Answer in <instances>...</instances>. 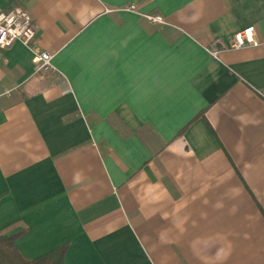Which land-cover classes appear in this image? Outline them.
Segmentation results:
<instances>
[{"label":"crops","instance_id":"crops-1","mask_svg":"<svg viewBox=\"0 0 264 264\" xmlns=\"http://www.w3.org/2000/svg\"><path fill=\"white\" fill-rule=\"evenodd\" d=\"M16 6L53 69L0 51V235L64 264H264V0Z\"/></svg>","mask_w":264,"mask_h":264},{"label":"built area","instance_id":"built-area-1","mask_svg":"<svg viewBox=\"0 0 264 264\" xmlns=\"http://www.w3.org/2000/svg\"><path fill=\"white\" fill-rule=\"evenodd\" d=\"M130 5L125 9H134ZM142 16L153 23L163 24L164 19L159 14H142ZM36 37L33 19L29 12L19 6L8 11H0V51L18 41L29 48L33 53V63L36 72H48L53 69L51 64L52 55L46 52H37L32 43ZM258 41L255 38L254 27L248 26L232 35L227 45L219 41H213L206 48L209 56L216 58L220 49L232 48L239 49L247 46H255ZM8 92V91H7Z\"/></svg>","mask_w":264,"mask_h":264},{"label":"trees","instance_id":"trees-1","mask_svg":"<svg viewBox=\"0 0 264 264\" xmlns=\"http://www.w3.org/2000/svg\"><path fill=\"white\" fill-rule=\"evenodd\" d=\"M67 244L34 259H25L15 248L11 236L0 235V264H64Z\"/></svg>","mask_w":264,"mask_h":264}]
</instances>
